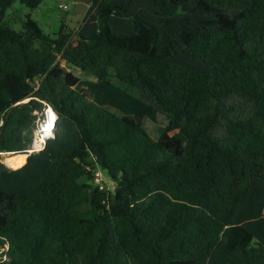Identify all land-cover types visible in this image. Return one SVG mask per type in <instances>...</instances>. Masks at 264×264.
<instances>
[{"label": "trees", "instance_id": "obj_1", "mask_svg": "<svg viewBox=\"0 0 264 264\" xmlns=\"http://www.w3.org/2000/svg\"><path fill=\"white\" fill-rule=\"evenodd\" d=\"M86 4L52 35L0 21V153L26 151L42 102L57 115L0 161V264H264V0ZM81 77L134 94L158 137Z\"/></svg>", "mask_w": 264, "mask_h": 264}, {"label": "rangeland", "instance_id": "obj_2", "mask_svg": "<svg viewBox=\"0 0 264 264\" xmlns=\"http://www.w3.org/2000/svg\"><path fill=\"white\" fill-rule=\"evenodd\" d=\"M5 3V4H3ZM65 6V8H63ZM6 2L4 0H0V19L4 16L11 17L13 24L10 26L13 27L14 30H20L19 23L15 20V18L24 17L21 10L26 9L23 4L17 0L11 6V8H6ZM75 7L74 0H44L41 9L35 15V18L38 20L40 27L49 35H52L58 30L61 19L70 26L76 27L78 22L81 20L80 14H72V11ZM42 14V15H41ZM3 20V19H2ZM50 27L52 29H50ZM68 70V69H67ZM75 74H79V70H72ZM80 82L77 85V89L79 88H88L89 90L95 92L96 100L97 98L106 102L109 106L115 110H118L121 113H126L132 116L136 121L141 123L142 128L149 135L150 138L156 139L165 125V120L163 117L158 115L153 109L142 105L135 97L134 94L126 92L123 88L118 84L113 82L115 85L109 86L102 82H97L91 78H80ZM98 83V85H96ZM135 92V91H134ZM136 93V92H135ZM145 110L152 111L150 115L142 114ZM150 111V112H151ZM138 114L140 115L138 117ZM25 154L27 157V153ZM21 156L23 157V155ZM11 155L10 153L1 152L0 153V161L3 162V159ZM6 165V164H5ZM10 168V167H9ZM102 173V183L108 188L112 187L111 182L106 177V175Z\"/></svg>", "mask_w": 264, "mask_h": 264}, {"label": "built area", "instance_id": "obj_3", "mask_svg": "<svg viewBox=\"0 0 264 264\" xmlns=\"http://www.w3.org/2000/svg\"><path fill=\"white\" fill-rule=\"evenodd\" d=\"M63 8H65V6H63ZM42 103L43 108L40 111L33 112L35 115V122L31 142L25 151L27 154L41 151L46 141L53 137L57 115L49 104L45 102ZM93 177L94 183L97 184L100 189H107V186L102 183V173L99 169H95ZM7 248V243L0 247V262L7 259L5 255Z\"/></svg>", "mask_w": 264, "mask_h": 264}, {"label": "crops", "instance_id": "obj_4", "mask_svg": "<svg viewBox=\"0 0 264 264\" xmlns=\"http://www.w3.org/2000/svg\"><path fill=\"white\" fill-rule=\"evenodd\" d=\"M17 0H14L11 4H8L6 1V7H5V9L6 8H11V6H12V4L14 3V2H16ZM20 2V1H19ZM43 2H44V0H42V2H41V4L36 8V9H34V10H32V11H30L25 5H23L26 9H23V10H21V12L23 13V16L24 15H27V14H30V16L37 22V24L39 25V27H40V24H39V22H38V20L35 18V15L37 14V12L41 9V6L43 5ZM75 2V5H76V3L77 2H79V1H74ZM3 4H5V3H3ZM42 15V14H41ZM81 15V18H82V14H80ZM2 19L4 20V21H7V22H9L11 25L13 24V21H12V19H11V17H8V16H4V18L2 17L1 19H0V21H2ZM13 28V27H12ZM41 28V27H40ZM42 29V28H41ZM50 29H52L51 27H50ZM43 30V29H42ZM44 31V30H43ZM45 32V31H44ZM46 33V32H45ZM47 34V33H46ZM94 80V79H93ZM96 85H98V83L96 84ZM99 86V85H98ZM96 94H95V92H94V98H93V100H94V102L95 103H97L98 105H101V106H106V105H109V104H107L106 102L104 103V101H102L101 99H99V98H97V100H96V96H95ZM151 111V110H150ZM150 111H148V110H145L142 114H147V115H150L151 113H152V111L150 112ZM126 114V113H125ZM126 115H129V114H126ZM130 116V115H129ZM140 115L138 114V117H139ZM132 117V116H131ZM135 118V117H134ZM136 120V119H135ZM163 128V127H162Z\"/></svg>", "mask_w": 264, "mask_h": 264}, {"label": "bare ground", "instance_id": "obj_5", "mask_svg": "<svg viewBox=\"0 0 264 264\" xmlns=\"http://www.w3.org/2000/svg\"><path fill=\"white\" fill-rule=\"evenodd\" d=\"M23 157L26 155L25 154H22ZM22 161V156L21 154H11V155H8L6 156L4 159H3V162L8 166V167H16L18 166Z\"/></svg>", "mask_w": 264, "mask_h": 264}, {"label": "water", "instance_id": "obj_6", "mask_svg": "<svg viewBox=\"0 0 264 264\" xmlns=\"http://www.w3.org/2000/svg\"><path fill=\"white\" fill-rule=\"evenodd\" d=\"M86 1L87 0H80L79 2L76 3L73 11H72V14H84L86 8H87V4H86ZM29 156V154H27V157ZM26 157V159H27ZM26 162V160H25ZM5 165V164H4ZM7 166V165H5ZM8 167V166H7Z\"/></svg>", "mask_w": 264, "mask_h": 264}]
</instances>
